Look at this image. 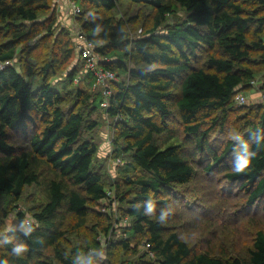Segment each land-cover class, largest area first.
<instances>
[{
	"label": "trees",
	"instance_id": "trees-1",
	"mask_svg": "<svg viewBox=\"0 0 264 264\" xmlns=\"http://www.w3.org/2000/svg\"><path fill=\"white\" fill-rule=\"evenodd\" d=\"M73 1L81 7L80 31L97 52L111 59L105 66L126 75L128 82H111L115 92L103 108L101 91L89 90L93 74L85 72L79 79L80 69L74 68L67 79L79 86L67 106V97L52 88L50 79L73 58L77 37L66 29L55 35L50 59L40 71L29 60L14 65L17 55L24 57L20 44L34 39L39 25L45 32L31 46L32 53L54 35L56 15L39 18L50 9L49 0H0V196L19 202L29 186H37L43 196L32 211L31 232L0 234V261L78 264L62 245L67 233L64 220L71 214L75 226L82 228L92 205L107 200L109 207L127 202V207L119 208L130 219L123 231L126 238L108 240L109 246L120 243L139 255L145 239L146 250L137 264H264V227L243 250L220 248L216 255L197 250L175 231L171 212L159 219L171 200L179 198L178 187L192 183L202 164L206 173H223L243 195L245 213L257 209L264 216V105L235 102V96L256 80L254 67L264 66V0H131L154 9L152 26L139 37H131L125 22L111 15L121 0ZM178 7L186 19L168 22ZM90 9L94 10L83 18ZM37 74L44 83L33 91L27 78ZM82 80L89 87L82 86ZM100 108L115 121V146L123 140L122 150L130 153L133 167L142 170L126 181L128 191L133 189L128 199L121 184L106 188L102 174L93 169L97 147L82 139L98 127L90 117ZM232 114H238L241 123L235 133L249 142L261 138L253 165L239 174L230 167L239 141L226 138V121ZM11 134L22 136L25 145L13 144ZM214 134L221 137L213 141ZM150 203L155 207L149 213ZM98 215L107 220L102 232L110 239L113 216L105 208ZM19 221H24L23 213ZM15 237L27 248L20 256L13 254Z\"/></svg>",
	"mask_w": 264,
	"mask_h": 264
},
{
	"label": "rangeland",
	"instance_id": "rangeland-1",
	"mask_svg": "<svg viewBox=\"0 0 264 264\" xmlns=\"http://www.w3.org/2000/svg\"><path fill=\"white\" fill-rule=\"evenodd\" d=\"M68 1L49 0L50 9L39 13V18L44 21L51 14L56 15L54 35L45 40V44L40 45L32 53L31 46L45 32L41 28L42 25H39L40 31L36 37L20 44L24 57L17 55L14 65L23 66L27 62L26 60H29L40 71L44 62L50 59L51 46L55 35H58L62 29L69 30L71 36H77L79 32H82L80 31V22H77L80 13H73ZM76 3L79 5V2L76 1ZM88 8L85 9L87 10ZM93 10L86 11L82 15L84 16L83 18H87ZM111 15L116 20L125 22V29L131 37H139L152 26L154 9L144 3L121 0L117 8L111 12ZM185 19V12L178 7L175 16L170 17L168 22H182ZM77 48L76 46L74 56L70 62L61 70H58V73L50 79L52 88L62 92L67 97V106L73 102L75 89L79 86L78 81H75L73 85L70 84L67 79L69 71L74 68L80 69L78 73L79 79H82L86 72L85 68L82 67L79 54L76 52ZM207 53L208 51L204 52L203 60L206 58ZM254 56L257 59L259 57L257 54H254ZM104 58L105 60H111L105 56ZM254 69L256 70V84L240 92L247 98L248 103L239 106L264 105L260 98L261 92H264L262 89L264 85V66L257 64ZM126 77V75H121L118 77V81L126 80L128 82ZM27 80L31 84L33 91H37L44 83L38 74L27 78ZM111 84L109 83V85ZM81 85L88 86V83L86 80H82ZM89 90L94 92V94L101 91L94 88ZM255 90L259 91L257 95ZM112 92L115 91L112 90ZM90 120H96L99 125L94 130L85 132L82 139L95 144L97 147L93 169L102 174L107 189L111 188L112 184L119 183L123 190L127 191L125 197L127 199L131 198L133 189L130 188L131 191H128L129 184H127V180L130 177L135 178V174L137 172L140 174L142 170L133 167L130 153L122 150L125 146L123 140L119 139L115 146L114 140L118 134L114 125L115 121L104 110L101 108L97 110L90 117ZM240 124L238 114H232L228 117L226 121L227 139L235 133L236 126ZM219 136L221 137V134H214L212 137L213 141ZM164 137L165 135L160 136L157 140L161 142ZM11 138L13 144L17 146L25 145L22 136L11 134ZM223 139L225 138L223 137ZM119 154L121 155L119 156ZM204 167L205 164L200 166L198 176L192 183L178 187L179 198L171 200V204L168 206L169 210L166 212H171L173 215L172 223L176 227L175 231L183 234L197 250H212V253L216 255L221 254L220 248L229 249L230 252L234 253L239 252L249 244L256 231L264 227V216L257 209L245 213L243 210V195L236 192L230 182L224 178L223 173L209 174L204 171ZM42 202V192L37 186L26 187L19 202L0 196V234H10L13 231L29 232L27 229L30 228V225L24 226L19 221V214L23 213L24 219L29 216L32 218V211L37 209ZM108 202L106 200L101 201L99 205H92L87 223L82 228L75 226V217L71 214L67 215L64 220V229L67 230V233L62 245L67 254L72 255L78 264H132L135 262L137 264L140 254L146 250L143 245L145 239L140 241L139 255H135L132 250H124L120 243L112 248L109 246L108 240L117 242V240L126 238L123 231L130 226V219L123 216L120 211V208L127 207V202L120 205V202L117 201L110 207ZM104 208L106 212L113 216V234L110 239L106 238L102 232L107 220L103 216L98 215L99 209ZM6 211L8 212L7 216H5ZM95 239L98 241L99 247L95 246ZM14 242L16 246L25 245L18 237H15ZM134 244L135 241L132 243V248ZM76 248L79 251L78 253L74 251Z\"/></svg>",
	"mask_w": 264,
	"mask_h": 264
},
{
	"label": "built area",
	"instance_id": "built-area-1",
	"mask_svg": "<svg viewBox=\"0 0 264 264\" xmlns=\"http://www.w3.org/2000/svg\"><path fill=\"white\" fill-rule=\"evenodd\" d=\"M68 2L73 13H81V7H79L76 1L69 0ZM76 37V46L78 47L76 52H78V56L83 62L86 72H91L94 76L95 81L93 88L101 90L104 99L101 106L107 108L109 106V98L113 94L109 83L117 82L119 75L114 70L105 66V62H108L109 60H105L104 56L97 52L95 44L90 41L84 33L79 32ZM251 84L255 85L256 81H252ZM261 99L264 102V92L261 95ZM235 102L238 105H245L248 103V100L242 93H238L235 96ZM28 225H30V223ZM149 246L150 245H147V247ZM150 257H153L152 253H150Z\"/></svg>",
	"mask_w": 264,
	"mask_h": 264
},
{
	"label": "clouds",
	"instance_id": "clouds-1",
	"mask_svg": "<svg viewBox=\"0 0 264 264\" xmlns=\"http://www.w3.org/2000/svg\"><path fill=\"white\" fill-rule=\"evenodd\" d=\"M231 140L233 141H239V144L237 145V148L235 149L234 156L232 160L230 161V167L231 171L235 174L243 173L246 170L250 169V167L253 165L256 157H257V152L261 147V138L256 137L253 142H249L245 140L240 133H234L231 135ZM252 143H255L256 148L253 149ZM155 205L150 203L148 205V212H152L154 209ZM167 212H165L163 215L159 217L160 220H164L165 216H167ZM33 220L32 218L26 217L24 221H22V224L24 226H27L29 223H31ZM29 232H31L33 229L28 228L27 229ZM27 251V248L25 245H18L13 248V254L15 256H20L24 252ZM0 264H8L6 260L0 261Z\"/></svg>",
	"mask_w": 264,
	"mask_h": 264
},
{
	"label": "crops",
	"instance_id": "crops-1",
	"mask_svg": "<svg viewBox=\"0 0 264 264\" xmlns=\"http://www.w3.org/2000/svg\"><path fill=\"white\" fill-rule=\"evenodd\" d=\"M63 8V7H62ZM84 67V66H83ZM256 91V92H255ZM254 92H255V94L257 95L258 93L257 92H259V91H257V90H255ZM261 95H262V92H261ZM261 98V97H260Z\"/></svg>",
	"mask_w": 264,
	"mask_h": 264
},
{
	"label": "bare ground",
	"instance_id": "bare-ground-1",
	"mask_svg": "<svg viewBox=\"0 0 264 264\" xmlns=\"http://www.w3.org/2000/svg\"><path fill=\"white\" fill-rule=\"evenodd\" d=\"M226 245V244H225Z\"/></svg>",
	"mask_w": 264,
	"mask_h": 264
}]
</instances>
